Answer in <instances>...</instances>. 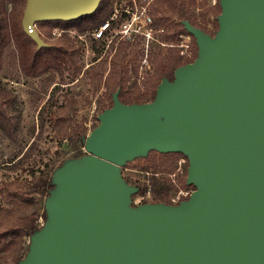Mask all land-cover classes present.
<instances>
[{
	"label": "water",
	"instance_id": "95a60500",
	"mask_svg": "<svg viewBox=\"0 0 264 264\" xmlns=\"http://www.w3.org/2000/svg\"><path fill=\"white\" fill-rule=\"evenodd\" d=\"M102 1L26 0L22 26L40 50L39 22L78 20ZM220 5L214 35L182 22L198 56L154 100L113 94L85 154L54 170L47 219L18 264H264V0ZM151 151L187 158L189 199L132 205L140 189L123 168Z\"/></svg>",
	"mask_w": 264,
	"mask_h": 264
},
{
	"label": "trees",
	"instance_id": "16d2710c",
	"mask_svg": "<svg viewBox=\"0 0 264 264\" xmlns=\"http://www.w3.org/2000/svg\"><path fill=\"white\" fill-rule=\"evenodd\" d=\"M209 0L198 2L197 0H156L150 9L154 18L153 28L167 30L163 33L161 40L176 42L180 41L181 33L189 34L195 45L194 56L190 59L180 54V48L172 49V53L165 57V66L157 68L153 81L146 85L143 93L138 92L137 84L127 87L130 80L129 66L132 54L129 52L132 40L120 41L115 47L116 40L105 51L107 42L95 40L90 33L99 28L108 20L113 11L116 0H103L98 10L89 16L75 21H44L38 25L42 29V37L48 42L43 33L51 35L53 29L75 30L77 37L73 38L69 33H63L59 38L49 43L48 47L38 49L37 44L24 31L22 19L26 7V0H0V70L3 64V53L9 45L14 44L18 50L19 62L22 72L30 78H39L49 72H55L61 76V84H66L65 72L69 70V78L75 81L81 74L86 75L89 83L97 93L105 84L107 87L105 96L98 101L97 108L100 113L113 106V94L120 90V99L123 103H147L154 100L157 88L164 77L173 80L175 70L183 65L193 62L198 56V46L193 35L188 33L182 24L184 20L190 21L194 26L213 35L217 32L219 25L218 15L221 13L220 0L214 5H208ZM11 2L14 6L10 14L7 13L6 5ZM196 14V9H202ZM215 18L214 32L208 30L209 16ZM121 22V21H120ZM120 22L114 23L117 29ZM79 36L91 38L94 57L91 65L85 68L84 41ZM173 44V43H171ZM111 48V49H110ZM112 55L111 59L110 56ZM135 58V57H134ZM136 73H138V70ZM172 78V79H171ZM50 79L47 86L54 83ZM61 84L53 89L56 92ZM55 94V93H54ZM78 103L71 98L60 102L55 95L50 96L39 110V132L27 150L5 165L6 169L17 171L23 169L26 162L34 154L37 148V140L42 137L43 132L51 125L56 129L61 141H70L76 150V158L84 155V139L87 137L89 128L87 119L73 126L70 110H77ZM22 123V110L18 107V98L12 91L0 88V130L12 141H18V133ZM97 127V126H96ZM35 129L32 136L35 135ZM159 156L160 163L142 168L146 173V180L139 185L132 182L131 178L124 174L125 180L139 187V195L145 196L153 191L156 202L170 203L172 192H177L178 186L172 175L176 173L181 159H186V173L188 172V160L180 153H159L151 151L145 158ZM64 162V161H63ZM62 164V163H61ZM60 166V165H59ZM58 166V167H59ZM46 170H40L37 176L33 172L32 180L21 182L16 179L0 186V198L5 205L0 207V264H18L29 249L28 239L35 231L42 228L40 219L46 221L47 215L44 202L53 188L51 178L57 166L46 164ZM149 181V183L147 182ZM183 188H194L187 185L186 177L181 182ZM181 187V186H180Z\"/></svg>",
	"mask_w": 264,
	"mask_h": 264
},
{
	"label": "rangeland",
	"instance_id": "374dc122",
	"mask_svg": "<svg viewBox=\"0 0 264 264\" xmlns=\"http://www.w3.org/2000/svg\"><path fill=\"white\" fill-rule=\"evenodd\" d=\"M216 1L217 0H209L208 5H214L216 4ZM13 8V4L8 2L6 5L7 13L10 14ZM202 10L203 8L196 9L195 12L198 14ZM215 21L213 15L209 16L207 28L211 33L214 32ZM36 29L40 34L42 33V29L38 24L36 25ZM56 29L59 30L60 28L53 29L51 35L43 33L48 44L53 43L54 39L59 38L58 35L54 34ZM166 32L167 30L162 31V29L154 28V33L152 34L154 39H150L149 42L145 36H138L134 41L132 40L133 42H130L131 47L128 50L133 56L129 66L130 80L127 87L134 86L136 83L138 92L140 94L143 93L146 85L153 81L155 70L165 66V57L172 53V49H174L171 48L170 45H174L173 47L177 48L176 45L182 43V41L178 40L176 42L161 40V36ZM211 35H213V33ZM71 36L73 38L77 37L76 35ZM85 39L87 44L84 42L83 47L85 52L84 69L91 65V61L95 55L91 38L86 37ZM119 41L127 40H120L118 38L115 47L118 45ZM187 43L190 44L188 50L192 52L193 57L195 45L192 40ZM148 45L149 49H147ZM105 51H107V46ZM111 57L112 55L109 59H111ZM135 69L138 70V73H136ZM172 76H174V74ZM52 78H54V83L51 86H47L48 81ZM65 78L66 84H61V76L57 75L55 72H49L39 78L27 77L22 72L16 46L11 44L4 51L2 69L0 70V88L12 91L16 94L18 98V107L22 110V123L18 133L17 142L9 139L0 130V186L16 179H19L21 182L32 180L33 172L38 176L40 170H48L46 164L58 167L63 161L65 162L76 159V150L73 148L70 141H61L57 135L56 129H54L53 126L48 125L43 132L42 137L36 141L38 146L34 150L32 157L24 165L23 169L21 168L17 171H12L4 167L5 165L10 164V161L24 153L32 141H34L35 136L39 132V110L50 96L55 95V98L60 102L74 98L78 103L77 110H70L73 126L80 124L84 119H87V126L89 128L88 134L98 126V116L101 113L97 106L100 98L105 96L107 90L106 85L104 84L96 93L94 87L90 85L89 79L86 75L81 74L77 80L72 81L69 78V70H66ZM58 84H61V87L55 92V89L53 88ZM34 129L36 132L35 135L32 136ZM160 161L161 159L157 155L156 157L149 158H135L126 163L127 165L123 168L124 174L129 176L132 182L136 183V185L142 184L146 180V176H149L148 174L145 175L146 173L142 171V168L153 166L156 163L158 165ZM186 164L187 163H183L182 166L179 165L176 173L172 175V178L176 180L175 185L181 186V188H183L181 184L182 180L185 177L187 179L188 175V172L186 173ZM147 182L149 183V181ZM185 189H191V187ZM173 194H175V192H172L171 196ZM154 202H156V198L153 191L148 192L145 196H140L138 192L133 196L132 205L138 206L140 204ZM3 205H5V203L0 198V207ZM40 221L43 226L45 221L42 219H40ZM28 244H30V239H28ZM0 257H2V255Z\"/></svg>",
	"mask_w": 264,
	"mask_h": 264
},
{
	"label": "built area",
	"instance_id": "2783aa9c",
	"mask_svg": "<svg viewBox=\"0 0 264 264\" xmlns=\"http://www.w3.org/2000/svg\"><path fill=\"white\" fill-rule=\"evenodd\" d=\"M133 3L134 9L128 6L122 8V6L120 7L116 2L111 17L106 20L99 28L94 29L90 33L92 38L95 40L106 41L107 47H109L110 44L118 38L121 40L127 39L134 41L138 36H145L148 42L150 39H154L152 36L154 33L152 17L148 12H146V9L139 8L136 0H133ZM114 22H120V25L117 29L113 27ZM54 34L60 37L63 34V31L56 29ZM79 38L87 44L85 36H79ZM179 39L182 41V43L176 45V47L181 48L180 54L188 58H192V52L188 50L190 48V44L187 43L188 41L192 40V37L189 34H183L179 35ZM160 43L163 44L162 42ZM173 46L174 45H170V47ZM147 49H149V45ZM183 163H186V159L184 158L180 160L179 165L182 166ZM193 191L194 188L185 189L178 186V191L170 197L169 204L177 205L180 202L189 199Z\"/></svg>",
	"mask_w": 264,
	"mask_h": 264
},
{
	"label": "flooded vegetation",
	"instance_id": "af4514ba",
	"mask_svg": "<svg viewBox=\"0 0 264 264\" xmlns=\"http://www.w3.org/2000/svg\"><path fill=\"white\" fill-rule=\"evenodd\" d=\"M123 1H124V3H123ZM137 1V4H138V6H139V8L140 9H146V12H148L149 13V15L152 17V15H151V13H150V9H151V5L156 1V0H136ZM198 2H200V1H203V0H197ZM116 2H117V4L121 7L122 6V8L123 7H126V6H128V7H132L133 9H134V3H133V0H116ZM116 2H115V4H116ZM114 8H115V6H114ZM152 19H153V17H152ZM114 23H117V22H114ZM153 24H154V20H153ZM153 24H152V26H153ZM59 30H61V29H59ZM63 31V33L65 32V33H69L70 35H77V32L75 31V30H69V31H67V30H62ZM162 31H164V28H162ZM184 33H181L180 35H183ZM121 40V39H120ZM120 42V41H119ZM113 43V42H112ZM111 43V44H112ZM111 44H110V46H111ZM109 46V47H110ZM109 47H107V49L109 48Z\"/></svg>",
	"mask_w": 264,
	"mask_h": 264
}]
</instances>
